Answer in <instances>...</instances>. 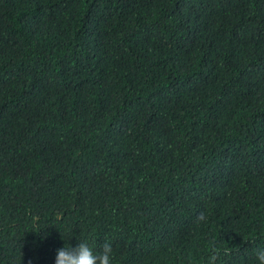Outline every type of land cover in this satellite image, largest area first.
<instances>
[{
    "label": "trees",
    "instance_id": "1",
    "mask_svg": "<svg viewBox=\"0 0 264 264\" xmlns=\"http://www.w3.org/2000/svg\"><path fill=\"white\" fill-rule=\"evenodd\" d=\"M213 239L264 247V0H0V264Z\"/></svg>",
    "mask_w": 264,
    "mask_h": 264
},
{
    "label": "clouds",
    "instance_id": "2",
    "mask_svg": "<svg viewBox=\"0 0 264 264\" xmlns=\"http://www.w3.org/2000/svg\"><path fill=\"white\" fill-rule=\"evenodd\" d=\"M197 219L206 221L207 217L201 212ZM33 220L35 222L37 218ZM232 252L230 246L213 239L206 247L203 264H225L224 258L232 255ZM255 259L257 264H264V247L255 249ZM55 264H114L113 244L106 240L95 251L87 240L79 241L76 247L67 245L57 250Z\"/></svg>",
    "mask_w": 264,
    "mask_h": 264
}]
</instances>
